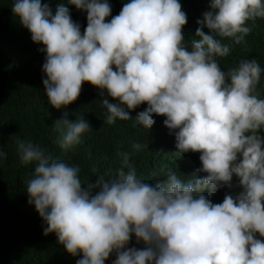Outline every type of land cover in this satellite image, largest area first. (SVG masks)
Wrapping results in <instances>:
<instances>
[{"label": "clouds", "instance_id": "9594fccd", "mask_svg": "<svg viewBox=\"0 0 264 264\" xmlns=\"http://www.w3.org/2000/svg\"><path fill=\"white\" fill-rule=\"evenodd\" d=\"M68 3L87 13L83 34L63 3L55 14L42 0L12 5L32 41L45 46L49 103L61 109L75 102L84 82L101 90L109 124L130 119L128 110L147 103L136 121L151 129L153 114L165 116L170 132L178 129V153H201L196 172L206 175L183 180L170 169L166 180L152 185L138 178L124 152L116 178L99 177L85 188L78 165L17 139L21 162L35 163L26 191L47 224L44 235L55 233L73 256L82 253L77 264H105L113 252V264H264V241L255 238L264 237V99L254 94L262 69L253 58L222 70L216 57L228 56L231 46L214 38L239 44L252 30L247 22L264 18V0H210L190 47L180 0H129L108 22V0ZM105 90L118 102L104 98ZM56 126L65 150L91 129L84 118ZM5 157L0 151V161ZM234 174L243 190L213 203L208 196L231 187ZM132 234L148 247H126Z\"/></svg>", "mask_w": 264, "mask_h": 264}, {"label": "trees", "instance_id": "16d2710c", "mask_svg": "<svg viewBox=\"0 0 264 264\" xmlns=\"http://www.w3.org/2000/svg\"><path fill=\"white\" fill-rule=\"evenodd\" d=\"M126 2L129 0H108L112 12L106 17V22L118 15ZM13 3L14 0H0V151L6 153L0 161V264H77L83 254H69L58 243L55 233L44 235L47 224L34 204L28 203L26 182L34 173L35 163L21 162L17 139L39 145L46 154L70 166L78 165L85 188L88 183L95 184L99 177L105 180L116 178L117 169L122 166L120 153L124 152L129 153L130 164L136 168L138 178L152 185L166 180L170 169L183 180L189 179L192 173H196L197 177L206 173L196 172L202 167L201 153H178L174 135L178 129L170 132L163 123L165 116L153 114L155 124L151 129L136 121L135 116L148 107L147 103L128 110L130 119L117 118L109 124L107 109L102 105L101 90L84 82L75 102L61 109L54 108L43 85V80L47 78L42 70L46 53L40 49L45 46L32 41L30 31L13 14ZM42 3H48L53 14L57 5L63 3L83 34L87 27L86 11L68 3V0H42ZM180 3L187 15L188 22L183 31L185 43L190 47L193 39H199L195 36L197 27H200L197 20L203 19V13L211 10L210 0H180ZM246 26L252 30L239 44L234 38L214 37L231 46L228 56L216 59L221 69L227 71L237 67L243 59L255 58L262 72L254 94L264 99V18L249 20ZM203 31L213 34L206 26ZM104 98L112 103L118 102L108 96L106 90ZM65 118L72 122L84 118L91 126L88 132L81 135L78 144L66 150L58 143L61 133L56 126L58 120ZM259 135L264 138V129ZM134 143L143 147L136 150ZM242 190L239 178L234 174L231 187L224 185L213 195L208 196L207 191L204 195L213 203H221L225 195L235 197ZM91 191L95 194L99 187ZM255 238L264 241L258 233ZM126 247L143 249L148 244L142 239L137 241L132 234ZM115 259L116 253L113 252L105 264H113Z\"/></svg>", "mask_w": 264, "mask_h": 264}]
</instances>
